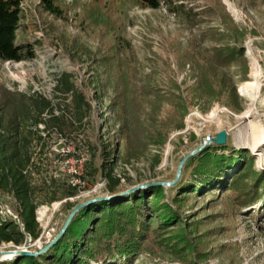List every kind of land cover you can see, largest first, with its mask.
Listing matches in <instances>:
<instances>
[{
	"label": "rangeland",
	"instance_id": "rangeland-1",
	"mask_svg": "<svg viewBox=\"0 0 264 264\" xmlns=\"http://www.w3.org/2000/svg\"><path fill=\"white\" fill-rule=\"evenodd\" d=\"M55 2L63 10V18L46 13L41 0H23L18 40L33 43L36 56L27 61L0 62V82L11 90L45 95L57 106V113H64L71 119L73 113L68 108V100L56 98L55 92L57 79L68 72L73 75L76 85L86 89L93 98V110L81 125L71 127L66 133L56 128L50 134H44L47 135L46 146L36 156L39 166L37 170L33 168L32 174L36 201L39 202L37 220L41 236L35 242L28 238L20 246L3 244L0 253L18 247L38 252L59 235L71 213L62 209L67 200L49 202L52 191L48 186H54V179L65 181L68 174L83 171L85 163L95 167L92 160L95 158V164L99 163L105 145L110 144L112 148L117 145L120 155H126L128 149L120 133L121 123L111 108L117 82L125 87L128 97L132 79L129 74L132 72H137L142 82L149 81L162 91H167L170 79L174 78L182 86V95L190 101L187 88L193 83L191 69L190 65L180 69L179 56L188 48L190 39L199 38L201 32L213 29L226 36L220 42L205 40L200 50L220 45L244 50L248 79L241 81L240 75L234 76L241 109L228 98L215 102L206 113L190 106L183 129L170 131L163 144L154 141L135 144L133 147L139 148L137 152L141 151V155L117 162L115 174L122 179L117 190L130 194L158 183H169L163 185L167 188L164 201L173 203L184 215L186 224L183 226L199 258L197 264H264V222L260 228L245 212L233 215L232 201L221 194L216 200H213L214 195L205 194L183 199L177 204V192L168 190L177 182L182 160L199 149L208 137H216L224 130L228 131L224 144L228 146V152L247 149L255 159L256 169L264 170V143L259 141V131L264 129V0H171L156 10L142 9L137 0ZM182 8L187 13L182 12ZM209 8L215 10V14L204 13ZM191 11L200 13L202 18L196 26L191 25L188 14ZM222 11L230 17L231 32L224 24ZM234 27L240 32L237 40L227 36ZM104 57L110 67L103 64ZM133 64L137 66L135 69ZM251 81L258 87L254 99L241 91L242 86ZM97 94L103 97L101 101ZM154 110L157 108L145 105L142 126L157 138L171 106L164 101L160 110ZM154 112L157 113L156 120L152 121L150 117ZM97 144L100 151L94 157L91 148ZM71 150L75 156L63 161L62 156ZM85 175L88 179L82 182L80 195L71 198L70 202L79 205L107 197L105 178L100 174L94 179L86 172ZM1 200L6 202L0 204V220L15 218V200L8 195ZM150 219V225L156 226V219L153 216ZM134 264L182 263L166 253L159 257L145 253Z\"/></svg>",
	"mask_w": 264,
	"mask_h": 264
},
{
	"label": "trees",
	"instance_id": "trees-1",
	"mask_svg": "<svg viewBox=\"0 0 264 264\" xmlns=\"http://www.w3.org/2000/svg\"><path fill=\"white\" fill-rule=\"evenodd\" d=\"M169 2L171 0H137L142 9L153 10ZM41 5L46 13L64 17L63 10L55 0H41ZM181 11L187 13L184 8ZM205 12L213 15L216 11L209 8ZM222 13L229 30L230 17ZM188 14L191 25L202 22L200 13L191 11ZM22 18L23 0H0V62L35 58L34 44L18 40ZM234 28L227 36L237 40L240 32L237 27ZM225 36L213 29L203 31L199 38L190 39L188 48L179 56L180 69H185L187 65L191 69L193 83L187 88L190 101L182 95V86L174 78L170 79L167 91H162L149 81L142 82L138 79V73L132 72L129 74L132 79L129 81L128 97L125 87L117 82L116 98L111 108L121 123L120 133L128 152L122 156L117 145L114 148L110 144L105 145L99 163L95 164V158L92 160L95 167L92 163L93 167L85 163L80 173L68 174V178L62 182L54 179V186L48 187L52 191L49 202L67 200L62 204V209L70 213L77 206L70 199L80 195L82 182L88 179L85 172L92 179L99 174L105 178L107 197L122 195L84 206L73 217L62 237L45 253L15 257L0 264H134L145 253L155 257L166 253L182 264H197L199 258L183 226L186 222L184 215L173 203L164 201L167 188L155 185L123 194L125 191L117 190L122 179L117 177L115 170L119 160L126 161L141 155V151L137 152L139 148L133 147L135 144L144 145L151 141L163 144L170 131L183 129L190 106H196L206 113L215 102L228 98L241 109L234 76L240 75L241 81L248 79L244 50L231 45L200 50L205 40L220 42ZM103 64L106 68L110 67L106 57ZM133 65L135 69L137 66ZM55 92L56 98L68 100L73 118L68 119L64 113H57L53 101L39 92L11 90L0 82V204L6 202L1 200L2 197L11 196L16 203L14 210L18 219L0 220V246L10 243L20 246L28 238L31 242L40 238L41 228L37 220L39 202L36 201V190L32 184L33 168L37 170L39 166L36 156L45 149L48 134L56 128L66 133L71 127L81 125L93 110V98L86 89L76 85L71 73L61 74ZM97 98L101 101L103 97L97 94ZM164 101L170 104L171 110L162 123L160 137L156 138L152 131H146L142 126V111L146 104L160 110ZM156 115L154 112L150 117L152 121L156 120ZM91 149L96 157L100 145ZM228 150L227 145L214 143L189 157L180 179L168 190L177 192L178 197L174 201L177 204L183 199L205 194L214 195L213 200L219 194L229 197L233 215L245 212L258 227L263 228L264 170L256 169L255 159L247 149ZM74 156L71 150L62 156V160L68 161ZM152 216L156 219V226L153 227L150 225Z\"/></svg>",
	"mask_w": 264,
	"mask_h": 264
},
{
	"label": "water",
	"instance_id": "water-1",
	"mask_svg": "<svg viewBox=\"0 0 264 264\" xmlns=\"http://www.w3.org/2000/svg\"><path fill=\"white\" fill-rule=\"evenodd\" d=\"M227 137H228V131L224 130V131H220L216 137H208L203 143H202V146L197 149L196 151L192 152L191 154L187 155L181 162L180 164V168H179V173H178V176L175 180V182L179 179L180 175H181V171H182V167L183 165L185 164V162L188 160L189 157L199 153L200 151H202L204 148L216 143L217 145H224L226 144L227 142ZM156 185H170L169 183H158ZM123 194H127V193H123ZM129 194V193H128ZM122 195V194H121ZM121 195H115L113 197H104V198H101V199H98V200H104V199H114V198H117ZM95 201H90L89 203L86 202V203H81L79 205H77L73 211L71 212L70 216L68 217L63 229L61 230V232L59 233V235L53 239L50 243H48L43 249H41L40 251L38 252H32L28 249H25V248H20L18 247L16 250H9V251H3L0 253V262H3V261H7V260H10L12 258H15V257H22V256H37V255H40V254H43L45 253L46 251H48L50 249V247L55 244L61 237L62 235L64 234V232L66 231L68 225L70 224L71 220L73 219V217L76 215V213L81 210L84 206L90 204V203H93Z\"/></svg>",
	"mask_w": 264,
	"mask_h": 264
},
{
	"label": "bare ground",
	"instance_id": "bare-ground-1",
	"mask_svg": "<svg viewBox=\"0 0 264 264\" xmlns=\"http://www.w3.org/2000/svg\"><path fill=\"white\" fill-rule=\"evenodd\" d=\"M242 93L247 96L250 97L252 99H254L256 97V93L258 91V87L256 86L255 82H246L241 89ZM259 141L260 143H264V129L262 128L259 131Z\"/></svg>",
	"mask_w": 264,
	"mask_h": 264
},
{
	"label": "built area",
	"instance_id": "built-area-1",
	"mask_svg": "<svg viewBox=\"0 0 264 264\" xmlns=\"http://www.w3.org/2000/svg\"><path fill=\"white\" fill-rule=\"evenodd\" d=\"M15 218H17V216Z\"/></svg>",
	"mask_w": 264,
	"mask_h": 264
}]
</instances>
